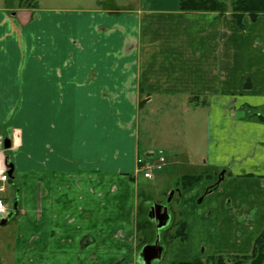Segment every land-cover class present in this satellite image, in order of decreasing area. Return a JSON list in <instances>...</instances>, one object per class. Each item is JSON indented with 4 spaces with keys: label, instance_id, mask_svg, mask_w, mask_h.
Returning a JSON list of instances; mask_svg holds the SVG:
<instances>
[{
    "label": "crops",
    "instance_id": "1",
    "mask_svg": "<svg viewBox=\"0 0 264 264\" xmlns=\"http://www.w3.org/2000/svg\"><path fill=\"white\" fill-rule=\"evenodd\" d=\"M75 1L0 0V140L23 182L14 264H140L136 160L154 152L139 154V114L176 101L205 116L195 155L223 176L178 194L186 240L165 244L164 264L249 255L264 230V124L250 117L264 116V16L240 28L179 0ZM165 149L167 165L193 151Z\"/></svg>",
    "mask_w": 264,
    "mask_h": 264
},
{
    "label": "rangeland",
    "instance_id": "2",
    "mask_svg": "<svg viewBox=\"0 0 264 264\" xmlns=\"http://www.w3.org/2000/svg\"><path fill=\"white\" fill-rule=\"evenodd\" d=\"M12 3H17L19 0H10ZM24 2L39 3L40 6H66L74 7L77 6L75 0H23ZM102 1V0H100ZM105 5L114 6H127L128 4H133L136 0H103ZM227 1V0H225ZM115 2V3H113ZM228 2V1H227ZM229 3V2H228ZM158 102V101H157ZM162 104V101H160ZM191 105H198L200 101H189ZM239 103V101H238ZM184 104V103H183ZM246 110V109H245ZM260 113L264 115V108ZM139 129H138V144H139V154L145 157L146 152L152 150L156 153L159 149H164L165 154H170L168 149L171 145H174L176 150L189 149L193 150L191 156L179 161V165L169 164L165 166L160 171H155L153 173V179L148 180L143 178L140 174L136 178V189H135V212L137 213V207L141 204L142 200L146 199L151 202H157L161 204L168 205L171 209H180L179 196L178 193H174L172 199L168 201L169 194L171 191L179 190L176 188L177 183L181 180L183 175H197L201 174L202 179L205 180V187L210 186L216 182L217 179H210L211 173L207 167L203 166V158L196 157V153L202 152L206 140V129L205 116L197 108H189V110L184 109V105L176 101L175 105L170 108L164 106H158V104L142 107L139 114ZM3 131L0 129V136H2ZM12 138V136H11ZM9 139L10 142L13 141ZM12 140V141H11ZM12 143H15L12 142ZM11 143V144H12ZM12 149V146H11ZM9 151V150H8ZM171 156V155H168ZM167 158V157H166ZM171 158V157H170ZM167 158V163H168ZM171 160V159H170ZM194 162H193V161ZM200 160V161H199ZM11 162V161H10ZM12 163V162H11ZM189 163V164H188ZM223 171V169H222ZM210 175V176H209ZM205 176L207 178H205ZM28 181V178L25 179ZM199 182V181H198ZM196 182V183H198ZM194 183L193 185H195ZM23 182L19 181L17 176L14 174L13 179L6 186V191L4 193V199L6 205L13 208L15 198L17 196L18 201L21 196V187ZM183 191V190H182ZM17 194V195H16ZM203 195L200 194L194 202L196 204H202ZM172 207V208H171ZM136 218V215H135ZM0 217V222L3 220ZM178 218L176 217L175 220ZM171 219H169L168 224ZM16 219H11L5 225H0V264H14L13 256V239L15 234ZM160 243L164 246L165 242L161 240ZM166 263L165 256L159 261H154L153 264H164Z\"/></svg>",
    "mask_w": 264,
    "mask_h": 264
},
{
    "label": "trees",
    "instance_id": "3",
    "mask_svg": "<svg viewBox=\"0 0 264 264\" xmlns=\"http://www.w3.org/2000/svg\"><path fill=\"white\" fill-rule=\"evenodd\" d=\"M229 3H228V2ZM179 0V10L182 12H218L223 14L229 11L235 18L238 26L243 28L242 18L247 15L251 20H255L258 16H264V0ZM31 3V1H30ZM197 98V97H196ZM193 101V99L191 100ZM194 102V101H193ZM253 118H256L260 123L264 124V116L253 113ZM203 177L199 175H183L181 180L177 183L176 188H180L179 192L192 186L194 183L201 180ZM218 188L214 184L207 188L209 192ZM17 195V194H16ZM17 198V196H16ZM17 201V200H16ZM17 209L11 219L18 215V201L16 202ZM174 221L170 230L164 233V242L166 245L173 242H184L186 240V224L180 213ZM136 230L138 233L148 227L150 222L142 218L141 210L137 207L136 213ZM146 242L142 239L139 240V249L145 245ZM130 258L127 257L117 264H126ZM169 264H264V230L255 238L253 242L252 251L249 255H218L209 258L201 259L196 258L190 262H176Z\"/></svg>",
    "mask_w": 264,
    "mask_h": 264
},
{
    "label": "water",
    "instance_id": "4",
    "mask_svg": "<svg viewBox=\"0 0 264 264\" xmlns=\"http://www.w3.org/2000/svg\"><path fill=\"white\" fill-rule=\"evenodd\" d=\"M10 140L8 138L4 139L3 146L4 149H9L10 148ZM7 167H8V176H9V183L12 181L13 178V172H14V165L11 162H7ZM223 172L220 173L219 179L216 181V184H219L220 181L222 180ZM178 192V190H176ZM174 194V191H171L169 194L168 201L170 200L171 196ZM16 201L13 205V210H16ZM156 211L158 212V215L156 216V229H162L165 226H167V223L169 221V214L167 213V208L163 207V210L161 212L162 206L161 205H155ZM13 215V212H11L6 218H4L1 222L0 225H5L11 216ZM164 251L163 245L159 243V236L157 235L155 241L151 244H146L144 245L140 252H139V260L143 264H152L153 261H158L161 259L162 254Z\"/></svg>",
    "mask_w": 264,
    "mask_h": 264
},
{
    "label": "built area",
    "instance_id": "5",
    "mask_svg": "<svg viewBox=\"0 0 264 264\" xmlns=\"http://www.w3.org/2000/svg\"><path fill=\"white\" fill-rule=\"evenodd\" d=\"M151 160L137 158V171L140 172L145 179H152L155 171H160L166 164L167 159L162 151H158ZM8 167L4 158V150L2 140H0V217H5L10 209L5 203L4 193L8 184Z\"/></svg>",
    "mask_w": 264,
    "mask_h": 264
},
{
    "label": "flooded vegetation",
    "instance_id": "6",
    "mask_svg": "<svg viewBox=\"0 0 264 264\" xmlns=\"http://www.w3.org/2000/svg\"><path fill=\"white\" fill-rule=\"evenodd\" d=\"M219 175H218V177H217V180L219 179ZM216 180V181H217ZM214 184H216V182L215 183H213L212 185H214ZM212 185H210V187L212 186ZM217 185V184H216ZM209 188V187H208ZM206 193H209V191L206 189ZM174 195V194H173ZM173 195L171 196V198H170V200L172 199V197H173ZM169 200V201H170ZM161 205L162 206V209H161V212H162V210H163V207H166L167 208V213L169 214V219H171V221H170V223L168 224L167 223V226H165L164 228H162V229H159V230H157L156 229V225H157V221H156V216L158 215V212L156 211V208H155V205ZM139 208H140V210H141V215H142V218L143 219H146L147 221H149L150 222V227H148V228H146V229H144L143 231H142V233L140 234V236H141V239L143 240V241H145L146 242V244H151V243H153L154 241H155V239H156V237H157V235L159 236V243H160V238H161V240H163L164 241V233H166V231H168V230H170V228L172 227V225H173V223H174V221H175V218H176V215H175V213H174V210L172 209V214H171V209L169 208V206L168 205H165V204H161V203H157V202H151V201H149V200H146V199H144V200H142V202H141V204L139 205ZM172 208V207H171ZM169 222V221H168ZM145 244V245H146ZM161 244V243H160ZM162 245V244H161ZM144 246V245H143ZM142 246V247H143ZM141 247V248H142ZM164 247V249H165V245L163 246ZM141 248L138 250V252H137V256H138V262L140 263V264H143V263H141V261L139 260V252H140V250H141ZM164 252V251H163ZM162 256H163V254H162ZM162 258V257H161ZM156 261V260H155ZM159 261V260H158ZM154 262V261H153ZM153 262H152V264H153Z\"/></svg>",
    "mask_w": 264,
    "mask_h": 264
}]
</instances>
